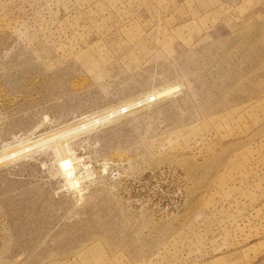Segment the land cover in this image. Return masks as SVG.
<instances>
[{
  "label": "rangeland",
  "instance_id": "1",
  "mask_svg": "<svg viewBox=\"0 0 264 264\" xmlns=\"http://www.w3.org/2000/svg\"><path fill=\"white\" fill-rule=\"evenodd\" d=\"M0 264H264V0H0Z\"/></svg>",
  "mask_w": 264,
  "mask_h": 264
},
{
  "label": "bare ground",
  "instance_id": "2",
  "mask_svg": "<svg viewBox=\"0 0 264 264\" xmlns=\"http://www.w3.org/2000/svg\"><path fill=\"white\" fill-rule=\"evenodd\" d=\"M70 164H71L70 161H60V164L59 165H60L61 168H63L64 170H66V169L69 168V166H71Z\"/></svg>",
  "mask_w": 264,
  "mask_h": 264
}]
</instances>
